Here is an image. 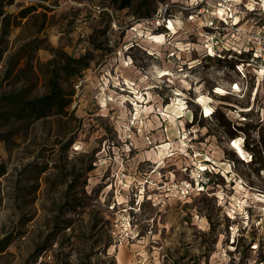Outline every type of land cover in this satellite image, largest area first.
Returning a JSON list of instances; mask_svg holds the SVG:
<instances>
[{
    "label": "rangeland",
    "instance_id": "rangeland-1",
    "mask_svg": "<svg viewBox=\"0 0 264 264\" xmlns=\"http://www.w3.org/2000/svg\"><path fill=\"white\" fill-rule=\"evenodd\" d=\"M237 21L264 0H0V264H264Z\"/></svg>",
    "mask_w": 264,
    "mask_h": 264
},
{
    "label": "built area",
    "instance_id": "built-area-1",
    "mask_svg": "<svg viewBox=\"0 0 264 264\" xmlns=\"http://www.w3.org/2000/svg\"><path fill=\"white\" fill-rule=\"evenodd\" d=\"M226 22V21H225ZM232 26L234 27V35L235 34H246V47H244V50L246 52H250L252 56H250V60L254 61L256 58H261L264 65V49L261 50L259 53L254 48V46L257 47H264V23L253 25L248 29H243L241 25L239 24V21L232 23Z\"/></svg>",
    "mask_w": 264,
    "mask_h": 264
},
{
    "label": "bare ground",
    "instance_id": "bare-ground-1",
    "mask_svg": "<svg viewBox=\"0 0 264 264\" xmlns=\"http://www.w3.org/2000/svg\"><path fill=\"white\" fill-rule=\"evenodd\" d=\"M168 29H170V30H173L174 32L176 31V27H175V24H174V22H172V21H170L169 22V24H168ZM177 33H179V32H177ZM180 48V47H179ZM165 74V73H164ZM170 75V74H169ZM160 76H162V75H160ZM165 76V75H164ZM235 87H238V85H236ZM206 116H208L209 115V113L211 112V110H210V108L209 107H206ZM198 130V129H197ZM232 147L233 148H237V147H239L238 146V144H237V142H235V143H233L232 144ZM243 154V153H242ZM240 156V155H239ZM243 156H244V154H243ZM241 158H242V156H240ZM250 161V160H249Z\"/></svg>",
    "mask_w": 264,
    "mask_h": 264
},
{
    "label": "trees",
    "instance_id": "trees-1",
    "mask_svg": "<svg viewBox=\"0 0 264 264\" xmlns=\"http://www.w3.org/2000/svg\"><path fill=\"white\" fill-rule=\"evenodd\" d=\"M55 98H56V97L46 96V97H45L46 104L51 105L52 103H54ZM0 174H1V173H0Z\"/></svg>",
    "mask_w": 264,
    "mask_h": 264
}]
</instances>
